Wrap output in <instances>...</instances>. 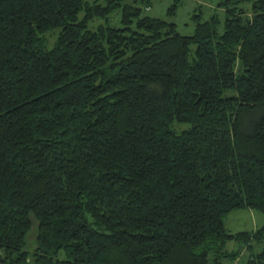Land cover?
I'll use <instances>...</instances> for the list:
<instances>
[{
  "label": "trees",
  "instance_id": "trees-1",
  "mask_svg": "<svg viewBox=\"0 0 264 264\" xmlns=\"http://www.w3.org/2000/svg\"><path fill=\"white\" fill-rule=\"evenodd\" d=\"M125 1L0 0V264H224L264 241L225 225L264 216V0L192 36Z\"/></svg>",
  "mask_w": 264,
  "mask_h": 264
},
{
  "label": "rangeland",
  "instance_id": "rangeland-1",
  "mask_svg": "<svg viewBox=\"0 0 264 264\" xmlns=\"http://www.w3.org/2000/svg\"><path fill=\"white\" fill-rule=\"evenodd\" d=\"M92 3L96 0H87ZM99 3H104V0H97ZM176 0H153V6L145 11L146 15L165 20L167 22L175 23L178 28V32L184 36H192L195 32L196 23L195 20L198 19V16H201L200 21L206 22L211 20L214 15H217L221 25L220 31L223 30V23L226 18L227 6L229 7H241L248 8L250 6V1L247 0L240 4L228 5L226 0H178V9L174 15H169V9L175 3ZM133 0H126L125 3H132ZM83 14L80 15L82 17ZM101 25H109L114 28H120L121 25V16L120 11H116L111 14L108 19H95L88 24L89 30H96ZM58 34L59 30L51 32L49 34ZM48 34V35H49ZM50 35L48 41V48H52L55 41L56 35ZM175 129L181 130L188 128L187 125H178L176 124ZM226 229L229 233H239V232H256L262 226H264V216L262 213L251 210L243 209L236 210L228 214L225 220ZM249 248L240 243L233 241L229 242L226 246V250L229 252H237L235 260H226L224 264H246L249 260L252 253L258 254L264 249V241L257 242L253 240L250 242ZM35 249V243L30 244L28 250L33 252ZM63 253L60 255V258H63Z\"/></svg>",
  "mask_w": 264,
  "mask_h": 264
}]
</instances>
